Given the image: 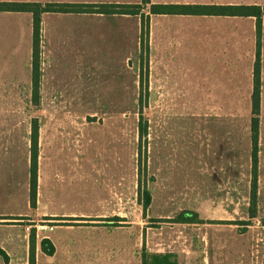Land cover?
Masks as SVG:
<instances>
[{
	"label": "rangeland",
	"instance_id": "1",
	"mask_svg": "<svg viewBox=\"0 0 264 264\" xmlns=\"http://www.w3.org/2000/svg\"><path fill=\"white\" fill-rule=\"evenodd\" d=\"M175 1L151 0L264 7V0ZM51 15L41 23L39 103L32 48L15 50L13 82L0 79V264H142L154 253H173L178 264H264V17L252 208L254 17L150 14V32L153 20L170 36L153 45L149 33L140 45L134 20L86 28L78 17ZM6 44L0 60L11 53ZM8 69L10 76V62ZM34 119L43 179L35 209L27 203ZM181 213L196 214L195 222H177Z\"/></svg>",
	"mask_w": 264,
	"mask_h": 264
},
{
	"label": "trees",
	"instance_id": "2",
	"mask_svg": "<svg viewBox=\"0 0 264 264\" xmlns=\"http://www.w3.org/2000/svg\"><path fill=\"white\" fill-rule=\"evenodd\" d=\"M148 7V12L144 10ZM0 11L27 12L32 16V102L38 104L40 100V42L41 23L44 13H91L102 15H138L141 22L140 45L145 36L150 33V14L153 15H198V16H241L254 17L256 27L257 48L253 64V91L251 94V199L252 208L255 206L257 196V168L259 152V123L261 103V26L264 17V7L244 4H198V3H158L151 0H141L139 3H79V2H0ZM140 138L146 134V127L142 121L138 122ZM39 129L37 120L31 124L30 133V166H29V201L31 208H35L38 189V136ZM145 207L150 203V194L144 191ZM196 214L187 216L181 213L176 221L180 223L195 222ZM254 216V214H252ZM251 216V217H252ZM195 217V218H194ZM42 248L48 255H52L54 247L49 239L42 241ZM0 255L6 257V253L0 248ZM142 264H178L176 255L173 253H154L144 257Z\"/></svg>",
	"mask_w": 264,
	"mask_h": 264
},
{
	"label": "crops",
	"instance_id": "3",
	"mask_svg": "<svg viewBox=\"0 0 264 264\" xmlns=\"http://www.w3.org/2000/svg\"><path fill=\"white\" fill-rule=\"evenodd\" d=\"M141 0H0V2H40V3H47V2H79V3H90V2H95V3H139ZM154 1V0H152ZM198 1V0H196ZM199 1H204V0H199ZM175 2H178L177 0ZM181 2V1H179ZM182 2H186V1H182ZM187 3V2H186ZM53 14L51 16L55 17V19H60L62 21H67L68 20L66 18H71L74 19V17H78L79 19L75 22H79L83 24V27L86 28H90V23H94L91 21H99L101 20V22L104 21H109V18H118L120 19V23H123V26H126V22H130L132 20H134V28L139 30V35L141 32V22H140V17H138L137 15L134 16L135 19H130L133 18L132 16H128V15H102V14H91V13H44L42 15V25L44 23V18L47 15ZM96 16V17H95ZM161 16V15H158ZM174 16H182V17H186L188 15H174ZM190 17V16H189ZM198 17H202V16H198ZM206 17V16H205ZM209 17H213V18H219V17H223L224 19L228 20L230 17H235V16H209ZM82 18V20H81ZM98 18V19H96ZM238 18V17H235ZM93 19V20H90ZM72 22V21H71ZM74 22V23H75ZM65 27L68 26L69 24H64ZM43 29V28H42ZM235 30L237 29V26L234 28ZM32 16L30 13L27 12H13V11H0V44L4 41H6V47L8 49L11 50V53H7V58L5 60H0V65L2 64H7V68L6 70H4V68L0 69V79L3 80L5 79L6 81H14V59H15V50H21L24 48H27V52L30 53V49L32 48ZM151 43L154 45L155 44V40H157V43L160 42V39L163 38L164 36H170L168 34L165 33H160L158 34L157 31L155 30V25L153 24V20H152V24H151ZM226 40H232L235 36H231V35H224ZM167 43H170V40L167 41ZM8 55H11V57ZM5 62V63H4ZM9 62L10 65L12 67L11 70V74L9 76ZM162 66L159 65V63L157 64V68H156V73L158 75V79L157 82L158 84L161 86V89L165 88V66L163 67L164 70H161ZM153 71V70H152ZM160 71V73H159ZM253 72V69H252ZM164 73V75H163ZM159 74H161V77L159 76ZM44 79H45V75L44 78H42L41 86H42V90L45 87L44 86ZM13 86V83H12ZM11 86V88H12ZM40 86V89H41ZM30 151V150H29ZM29 166H30V152H29ZM29 174V171H28ZM39 178V185L40 188L38 187L39 191H38V199H36V205L35 208L40 205L41 203V185L43 183V179L41 177V175L38 177ZM29 193V192H28ZM28 205L30 206V201H29V194H28V200H27ZM31 207V206H30ZM34 208V209H35ZM15 215V214H14ZM22 214H16L15 216H20ZM51 216H57V217H62V218H83L85 217V214L80 215L75 217L73 215H59L57 213H50ZM13 216V215H10ZM71 221H79V220H71Z\"/></svg>",
	"mask_w": 264,
	"mask_h": 264
}]
</instances>
